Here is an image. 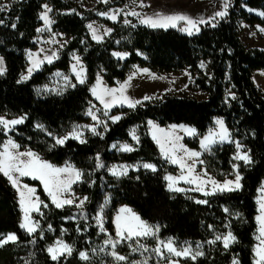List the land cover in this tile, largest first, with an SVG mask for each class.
<instances>
[{"label":"trees","instance_id":"obj_1","mask_svg":"<svg viewBox=\"0 0 264 264\" xmlns=\"http://www.w3.org/2000/svg\"><path fill=\"white\" fill-rule=\"evenodd\" d=\"M45 4L51 5L52 30L70 37L57 60L45 63L28 79L20 75L26 67V51L34 49L41 27L40 13ZM109 4H114L110 2ZM0 56L4 58L5 72L0 75V113L9 117H24V121L5 133L0 125V144L10 136L21 147L38 152L54 164L69 161L82 170V182L75 186L86 194V213L95 212L105 196L109 206L105 212V228L114 236L113 215L120 205L131 207L144 221L159 227L160 238L172 237L177 243L206 242L213 230L228 229L235 237L226 249L220 241L207 243L203 255L188 264H254L253 247L256 229L257 189L264 178V93L256 86L252 75L264 71V50L247 47L240 38V21L263 23L250 9H264V0H233L226 15L219 21L201 24L199 32L188 35L176 28H152L136 20L125 24L110 22L96 13L74 4L72 0H0ZM70 10V12H65ZM100 19L112 26L111 33L102 41L89 35L86 22ZM215 23L213 26L212 24ZM15 25V27H12ZM135 25V27H133ZM77 51L86 67V81L76 83L61 94H42V85L55 70H66L70 53ZM114 50L127 52L125 58H116ZM205 67L201 68L200 64ZM134 65L153 71L175 72L189 68L193 85L205 93L202 98L186 92L165 93L145 100L135 108H114L120 119L110 123L102 136L88 134L81 143L68 139L56 144L52 135L61 136L75 122L88 120L86 110L92 103L89 88L98 72L102 71L108 85L125 78ZM235 97V98H233ZM215 117H223L233 139L249 152L251 163L239 162L242 179L238 191L205 195L198 192L170 191L165 175L174 167L161 156L147 132V121L160 126L186 124L202 134ZM37 125L44 126V131ZM138 127L139 142L132 151L109 149L112 142L131 141L129 129ZM193 148L196 142H189ZM232 143L213 147L203 160L217 176L230 171ZM97 157L99 159L97 160ZM147 161L156 171L138 168L126 175L114 176L99 168L98 161ZM36 187L42 205L34 213L39 228L32 234L20 228L21 211L16 193L7 178L0 175V239L8 232L18 237L15 243L0 247V264H104L110 259L101 255L92 259L90 241H102L104 234L86 221L66 219L72 215L69 207L56 208L37 180L26 179ZM198 200L207 203H197ZM47 204L48 207L43 205ZM225 209H228L226 212ZM42 213V214H41ZM72 245V255H63L53 261L46 248L57 237ZM133 244L131 241L130 245ZM151 254L149 264H158L153 251L155 241L147 243ZM85 250L89 258L82 260L79 252ZM117 252L127 256L130 247L119 245ZM120 261L117 264H130Z\"/></svg>","mask_w":264,"mask_h":264},{"label":"rangeland","instance_id":"obj_2","mask_svg":"<svg viewBox=\"0 0 264 264\" xmlns=\"http://www.w3.org/2000/svg\"><path fill=\"white\" fill-rule=\"evenodd\" d=\"M233 0H107L105 3L104 0H72L74 4H79L82 8L86 10L93 11L96 13L99 17L103 18L104 20L110 21V22H118L121 21L124 23V20L127 19L130 22L137 21L140 22L142 18L146 17H153L156 18V14L160 13L163 15H177V14H185L188 15L192 18L199 19L203 18L207 21H210L209 23H212L213 20L219 21L222 17L215 16V13L218 11H227L229 6L232 4ZM110 2L114 4H109ZM227 3V9H225V4ZM49 8H51V5L45 4ZM45 11L44 7L41 13ZM137 12L139 15L133 16V15H128V13L131 12ZM250 12L256 14L258 17H260L263 21V23H248L246 21H240L239 25L241 28L240 31V38L241 41L249 48H258L261 50H264V32L260 31V29L264 28V16L260 15V13H264V9H250ZM65 12H70V10H67ZM40 13V15H41ZM101 13H106L107 15H101ZM116 16V19H110V16ZM49 19L51 22L52 16L50 12L48 13ZM213 17H215L213 19ZM42 24L40 29H44L43 31H39L38 37H37V43L34 49L27 50L26 51V67L22 71L20 75V79L22 76H31L34 72L38 71L45 63H49L45 57H52V62L57 60L60 56L61 50L64 47V45L67 43V41L70 39V37L60 31H55L52 30V23L49 26H45L44 22L41 20ZM141 23V22H140ZM91 24L94 29L97 30L96 34L99 36L101 39L97 40L93 38L92 30L89 29L88 25ZM213 23L212 25H214ZM177 26L183 28L185 26L184 22H178ZM200 26V25H199ZM86 27L89 32V35L92 39L95 41H102L104 40L112 31V26L104 22L100 19H93L90 21L86 22ZM111 29L110 32L107 30ZM183 32V31H181ZM186 33V32H184ZM193 33H196L195 31ZM113 53H121L124 54L127 52L120 51V50H114ZM31 54V56L29 55ZM115 56V55H114ZM79 58V62H77L76 58ZM116 58H121L118 56H115ZM126 56H123L125 58ZM3 60V68L5 69V62L4 58L0 56ZM121 58V59H123ZM33 61H41L38 66L34 67ZM204 66L201 68L205 67L204 63H201ZM200 64V66H201ZM75 66V70L73 68ZM32 69L31 75H29L28 70ZM147 69L148 71L145 73L143 70ZM5 72V71H4ZM77 73H79V77L77 76ZM86 67L85 63L82 60L81 55L75 50L70 53V63L69 66L66 70H55L53 71L47 78V80L40 86L37 87V90L39 93L42 94H61L64 91H66L69 88H72L73 85L76 83H80L79 80L83 79L84 82L86 81ZM131 77V79H129ZM67 78V79H65ZM253 81L258 86L264 93V71L263 70H256L253 72L252 75ZM127 82L128 86L124 92V95L129 97L132 100H140L141 102L145 101L144 97L148 96L150 99L157 98L162 96L165 93H178V92H186L187 94L191 96H195L197 98H202L205 96V93L200 90L198 87L193 85V77L191 76V73L189 71V68H184L180 71H175V72H163V71H153L150 70L146 67H140L138 65H134L130 68L128 71L127 75L125 78L121 81L116 82L114 85H108L106 81L103 78L102 71L98 72L95 78V81L93 84L90 86L89 91L91 94V97L93 99L92 103L86 110V115L88 116V120L85 122H75L71 124L70 128L66 131L61 136H56V135H50L53 137L54 141L55 138H62L66 135H68L70 132H72L74 127H77V130L82 134L80 136V139L84 140L86 135L92 134V135H98L102 136V133L110 123H113L111 117L115 116H121L120 113H111V111L114 108H120V107H128L127 104H115L113 107L107 110L108 115L105 116L104 112L106 111L104 108V105L100 103V101L92 94V89L96 88L98 91H101L103 89H119L121 85L125 84ZM117 96L120 95L119 92L116 93ZM106 100L111 99V97L105 96ZM149 100V99H147ZM89 109H92L93 114L97 117V120H93L91 116H89L87 113ZM0 117H4L5 119L12 120V119H19L22 116H17V117H9L5 113H0ZM217 120H223L225 128L227 129L229 133V139L226 141L221 142L218 137L215 138V143L211 144L208 149H204L201 147V141L210 135V133H216L219 132V126L216 124ZM151 121V123H149ZM2 126V125H1ZM16 126V125H15ZM88 126V127H84ZM3 127V126H2ZM14 126H10V129L12 130ZM95 127L96 133L94 134L91 131V128ZM39 128V127H38ZM40 130L44 131V126L43 128H39ZM184 129H195V134L189 135ZM10 130V131H11ZM5 133H9V130H4ZM147 132L152 141L155 143L158 151L160 152L162 158L170 165L174 167V170L172 172H167L166 176H173V177H180L181 175L187 176V170L186 169H181V166L179 164H174L171 162V160L167 159L161 151L160 144L157 143V139H154V135L160 140L161 143L165 145L166 148H171L173 144L176 146V151H175V156L177 158H183L186 164L188 165H193L194 166V173L193 175H199L201 176L204 180H207L209 177L212 179L218 181V182H223L226 179L227 180H234L235 179V174L239 170L238 168L234 169L233 165H238L239 162L243 161H236L233 159V157L237 153V148H236V143L241 144L237 139H233L231 136V133L229 129L227 128L225 124V120L223 117H215L213 119L212 124L206 129V131L202 134H198L196 128H194L191 125H186V124H170L166 126H160L156 122L152 120L147 121ZM49 134V133H48ZM129 134L131 137V141H114L110 144L109 149L112 151H117V152H128V151H123L122 146L127 145L130 148L133 149L134 145L138 144L139 142V132H138V127L137 126H132L129 129ZM135 136V139L133 138ZM178 138V139H177ZM9 139L12 141L13 138L8 136L1 144H0V151L3 150V144H5ZM79 140V139H76ZM80 141V140H79ZM16 144H18L16 141H14ZM189 142H196L197 146L195 148L191 147L189 145ZM224 143H232L234 145L235 151L231 156V164H230V171L223 173L219 172L222 175L217 176L216 173L211 172L207 166L205 161L203 160L204 156L208 153H210L211 149L217 145H221ZM19 145V144H18ZM115 145V147H113ZM242 148L240 149L241 152H247L249 155L248 150L245 148L243 144ZM184 149L188 151H196L200 153V156L198 158H193L189 159L184 151ZM26 150H31L32 152L36 153L41 160L47 161L48 163L54 165L55 167H66L70 166L72 169H75L79 172L82 173V170L78 168L75 164L66 161L62 164H54L51 163L50 161L44 159L38 152L34 151L33 149H30L28 147H21L19 145L18 151L24 152ZM202 162V163H201ZM143 164H152L151 162L147 161H136V162H112V163H102L101 161L97 162V165H103L102 167L108 174H112V170L116 169L118 171H122V167L124 166L127 168V172L130 170H136L138 168H141ZM155 166V165H154ZM143 168V167H142ZM156 168V167H155ZM151 170V169H150ZM207 173V176H204V173ZM83 174V173H82ZM241 176V174L239 173ZM120 176V175H119ZM61 178H66V174L62 175ZM21 183L27 184L30 187L35 189V197H38V194L36 193V187L34 185H30L26 183V179L33 180L31 177H21ZM43 190L44 186L43 184L37 180ZM82 182V176L80 180H78L76 183L72 184L71 189L68 193L65 194L64 198L66 199H72L73 203L71 205H65L64 207H69L72 215L68 216L66 219H71L75 221H86L90 222L97 231V234H104L105 238H103L102 241H98V239L94 238L93 240L90 241V244L92 246V259L94 261H100L101 255L104 257H107L110 259V262H104V264H117L118 261H116L111 253L113 251L117 252V247L119 245H126L127 247H130V252L127 256H125L127 259L125 261H133L134 262H142L145 259L147 261H151L150 256L151 254L148 253V251H144L141 245H144L147 247V243L150 239H153L155 241V248L157 247V238L153 237H133L131 240H121L119 243L116 244L115 249H113L112 244L106 243V241H112L116 242L117 240H120V237L116 235V218L117 216H121L124 219H129L133 214L135 216H138L141 221H144L131 207L128 205H120L114 215H113V227H114V236L111 238L109 235L108 230L105 228V212L108 208L109 204V196H105L95 212L91 215H88L86 213V205L88 203V197L86 194L79 193L78 191L75 190V186L80 184ZM167 187L169 181H167ZM178 188L184 189V191H180L183 193H192V192H198L201 194H204L203 191H195L197 187L196 184H188L184 180H178V183L175 185ZM14 189V188H13ZM15 190V189H14ZM206 191L212 192V186L208 184L205 188ZM16 193V198H17V203L18 207L21 211V222L23 220V212L20 208L19 205V197L18 194L15 190ZM44 193L48 197L47 193L44 190ZM219 193V192H217ZM87 198L86 200L84 198ZM48 199L51 202L50 197ZM40 200V198H39ZM81 200H83V204L80 205ZM261 200H264V178L262 179L258 189H257V195H256V209L257 213L255 216V223H256V229L254 233V240L255 244L253 247V262L255 261V253L254 249L255 247L259 244V240L257 239V236L259 235L258 229H259V223L257 221V217L261 214L260 213V202ZM41 201V200H40ZM42 202V201H41ZM42 205V203H41ZM40 205V206H41ZM55 206V205H54ZM63 208V207H62ZM121 209H129L130 212H121ZM37 212L31 213V218L34 222L38 223L39 228V222L34 218L33 214ZM20 222V223H21ZM147 223L149 226H152L155 228L154 225L149 224L148 222L144 221ZM101 227L103 228V231H101ZM24 230V229H23ZM26 231V230H25ZM37 231V230H36ZM27 232V231H26ZM230 231L228 229L225 230H213L211 238H209L206 242H186V243H177L172 237H164L160 238L157 233V237L159 240L162 241H167L171 239L174 242V245L178 249H182L185 246H191L193 252L195 251H200L203 253L204 247L207 243L210 241H216L215 237L216 236H225L227 233ZM28 233V232H27ZM34 233V232H33ZM63 234H61L60 237H57L51 244H49L46 248V251L48 250L49 247H56L58 246V242H63L64 244H67L71 246L73 249L72 245L67 243L63 237ZM7 234H4L2 238H6ZM1 238V239H2ZM131 241H133V244L130 245ZM220 242L223 244L222 240ZM197 245L200 247L198 248ZM163 255H157L159 257V262L158 264H169V261H178V264H188V261H193L190 258H185V257H176V256H171L166 249H163V246L161 245ZM133 249H136L135 251ZM48 252V251H47ZM80 252H85L88 255V252L85 250H81ZM79 252V253H80ZM118 253V252H117ZM49 254V253H48ZM119 255H122L118 253ZM50 255V254H49ZM67 255V254H65ZM202 256V255H201ZM51 257V256H50ZM200 257V256H198ZM197 257V258H198ZM89 258V256H88ZM120 262V261H119ZM149 264V262H148Z\"/></svg>","mask_w":264,"mask_h":264},{"label":"snow or ice","instance_id":"obj_3","mask_svg":"<svg viewBox=\"0 0 264 264\" xmlns=\"http://www.w3.org/2000/svg\"><path fill=\"white\" fill-rule=\"evenodd\" d=\"M106 3L107 0H104ZM45 11L41 13L40 19L44 22V25L47 27L52 22L49 19L48 13L51 11V8H49L47 5L43 6ZM225 9H227V3L225 4ZM7 9V6H0V11H5ZM101 15H107L106 13H101ZM128 15H139L137 12H131L128 13ZM226 15V11H218L215 13V16L223 17ZM260 15L264 16V13H260ZM110 19L115 20L116 16H110ZM215 17H213L214 19ZM183 21L185 26L181 28V31L186 32L188 35H192L193 32H199V25L201 24H207L210 21H207L203 18L195 19L185 14H177V15H163L160 13L156 14V18L153 17H146L141 19L142 24H146L149 27L152 28H164L167 29L169 27L176 28L178 22ZM0 23H3L0 21ZM125 24H129L130 21L127 19L124 20ZM215 26V25H213ZM12 27H15V25H12ZM89 29L92 30L93 38L94 39H101L99 36H97L96 32L97 30L93 28L91 24L88 25ZM135 27V25H133ZM44 29H37V31H43ZM108 32L111 31V29L107 30ZM260 31L264 32V28L260 29ZM31 56V54H29ZM113 55L123 58V56H126L127 54H121V53H113ZM45 59L51 63L52 57H45ZM77 62H79V58L77 57ZM41 61H33L34 67L38 66ZM204 65L201 64V67ZM75 70V66H73ZM5 69L3 68V60L0 58V75H3ZM145 73L148 71L147 69L143 70ZM29 75H31L32 69L30 68L28 70ZM79 73H77V76L79 77ZM29 76H22L21 80L28 79ZM67 79V78H65ZM131 79V77L129 78ZM80 83H84L83 79L79 80ZM74 86V85H73ZM128 84L127 82L120 86L119 89H103L101 91H98L96 88L92 89V94L96 96V98L100 101L101 104L104 105L105 112L104 115L107 116L108 112L107 110L113 107L115 104L119 103L121 105L127 104L129 108H135L137 104H140V100H132L129 97L124 95V92L127 88ZM117 92L120 93L119 96H117ZM105 96L111 97V99L106 100ZM235 98V97H233ZM145 100L150 99V97L145 96ZM89 116L92 117L93 120H97V117L93 114L92 109H89L88 113ZM24 117H21L19 119H12L8 120L4 117H0V125L3 126V130H11L10 126H15L18 124L23 123ZM113 123L118 121L120 119L119 116L111 117ZM151 123V121L149 122ZM216 124L219 126V132L216 133H210L209 136L205 137L201 141V147L204 149H208L209 146L213 143H215V138L218 137L221 142L226 141L229 139V133L227 129L225 128L224 121L223 120H217ZM39 128H43L42 125H37ZM79 126L74 127L72 132H70L68 135L62 137V138H55L56 144L63 145L66 140L68 139H79L81 143H84L85 141L80 139V136L82 135L78 130ZM88 127V126H84ZM189 135L195 134V129H184ZM91 131L94 134L96 133L95 127L91 128ZM49 135H52L49 133ZM135 139V136L133 137ZM154 139H157V143L160 144L161 151L164 153L165 157L169 160H171L174 164H179L181 166V169L187 170V176L181 175L180 177H173V176H166L165 179L169 181L168 183V189L170 191H184L182 188H178L175 185L178 183V180H184L188 184H196L197 187L193 190L195 191H203L205 195H214L217 192L224 193V192H232V191H238L242 186L240 184V180L242 177L239 175L238 171L235 174L234 180H225L222 183L218 182L211 177H209L207 180H204L199 175H193L195 169L193 165H188L184 161L183 158H177L175 156L176 146L173 144L171 148H166L163 143L160 142V140L154 135ZM178 139V138H177ZM3 150L0 151V175H3L5 178H7L10 185L16 190L18 197H19V205L23 212V220L20 223V228L26 230L29 234H32L37 230L38 223L34 222L31 218V213L33 212H40V205L41 201L38 197H35V189L30 187L27 184L21 183V177H31L33 180H39L43 186L44 190L47 193L48 197L51 199V203L55 205L56 208H62L65 205H71L73 203L72 199H66L64 198L65 194L68 193L71 189L72 184L76 183L78 180H80L82 173L72 169L70 166L66 167H55L54 165L48 163L47 161H43L40 159V157L32 152L31 150H26L24 152L18 151L19 145L16 144L14 141L9 139L5 144H3ZM115 147V145H113ZM237 153L233 157L236 161H243L245 164L251 163V157L248 155V153L241 152L240 149L242 148V145L239 143H236ZM123 151H132L133 149L130 148L127 145L122 146ZM187 157L189 159L198 158L200 156L199 152L196 151H188L184 149ZM99 157H97V160ZM202 163V162H201ZM99 167H102L103 165H98ZM122 167V171H118L116 169L112 170V174L114 176L119 175H126L127 174V168L124 166ZM143 168L145 169H151L152 171H156V168L152 164H143ZM233 168H238V165H233ZM66 174V178H61L62 175ZM204 176H207V173H204ZM210 184L212 186V192H208L205 190L206 186ZM87 199L86 197L84 198ZM83 200H81L80 205H77L78 207L83 204ZM197 203H207V201L204 200H198ZM45 208L48 207L47 204L43 205ZM260 215L257 217V221L259 223V235L257 236V239L259 240V244L255 247L254 253H255V261L254 264H264V200H261L260 202ZM227 212L228 209H225ZM121 212H130L129 209H121ZM42 214V213H41ZM116 235L120 237V240H117L116 242L112 241H106V243L112 244L113 249H115L116 244L119 243L121 240H131L133 237H153L157 238V247L153 249V251L157 255H163L161 245L163 246V249H166V251L171 256L176 257H185L190 258L191 260L195 261L198 256L203 255L200 251L193 252L191 246H185L182 249H178L174 242L169 239L166 242L159 240L157 237V233L159 232V227L153 228L152 226H149L144 221H141L138 216H135L134 214L129 219H124L121 216H117L116 218ZM101 231H103V228L101 227ZM18 237L15 234H9L6 238L0 239V247L8 244V243H15L17 241ZM216 241L222 240L224 247L227 249L229 245L235 241V237L232 235L231 232L227 233V235L221 237L216 236ZM215 241H210L209 243H214ZM144 249V251H148L147 247L144 245H141ZM199 248L200 246L197 245ZM134 251L136 249H133ZM48 253L51 256V259L53 261H57L60 259L61 256L67 254L72 255L73 249L71 246L64 244L62 241L58 242V246L56 247H49ZM113 258L116 261H125L127 258L123 255H119L117 252L113 251L111 253ZM79 257L82 260H87L88 255L85 252H80ZM130 264H133V262H130ZM134 264H148L147 259H145L142 262H134ZM169 264H178V261H169ZM233 264H239L237 260H233Z\"/></svg>","mask_w":264,"mask_h":264},{"label":"crops","instance_id":"obj_4","mask_svg":"<svg viewBox=\"0 0 264 264\" xmlns=\"http://www.w3.org/2000/svg\"><path fill=\"white\" fill-rule=\"evenodd\" d=\"M7 234V236L9 235V234H15V233H13V232H8V233H6ZM16 235V234H15Z\"/></svg>","mask_w":264,"mask_h":264}]
</instances>
